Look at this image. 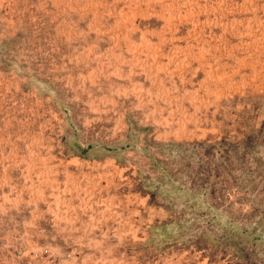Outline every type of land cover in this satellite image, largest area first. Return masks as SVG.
Segmentation results:
<instances>
[{"label": "rangeland", "instance_id": "rangeland-1", "mask_svg": "<svg viewBox=\"0 0 264 264\" xmlns=\"http://www.w3.org/2000/svg\"><path fill=\"white\" fill-rule=\"evenodd\" d=\"M0 264H264V0H0Z\"/></svg>", "mask_w": 264, "mask_h": 264}]
</instances>
